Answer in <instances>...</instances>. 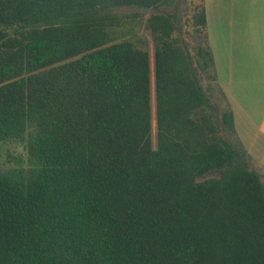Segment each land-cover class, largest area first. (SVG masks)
Returning a JSON list of instances; mask_svg holds the SVG:
<instances>
[{"label":"trees","instance_id":"obj_1","mask_svg":"<svg viewBox=\"0 0 264 264\" xmlns=\"http://www.w3.org/2000/svg\"><path fill=\"white\" fill-rule=\"evenodd\" d=\"M179 2L0 1V264H264L263 177L201 78L205 7L194 54L156 12ZM126 7L155 68L116 42Z\"/></svg>","mask_w":264,"mask_h":264},{"label":"crops","instance_id":"obj_2","mask_svg":"<svg viewBox=\"0 0 264 264\" xmlns=\"http://www.w3.org/2000/svg\"><path fill=\"white\" fill-rule=\"evenodd\" d=\"M1 1V0H0ZM217 81L235 117V141L264 181V0H202Z\"/></svg>","mask_w":264,"mask_h":264},{"label":"rangeland","instance_id":"obj_3","mask_svg":"<svg viewBox=\"0 0 264 264\" xmlns=\"http://www.w3.org/2000/svg\"><path fill=\"white\" fill-rule=\"evenodd\" d=\"M202 0H180L179 4L172 7H163L159 11L156 12H174L176 9H179L182 13V23L181 28L182 32L189 43L190 48L194 54V28L192 23V16L194 14V7L197 4L201 5ZM154 11H144L137 8H122L117 10V13L122 16L121 26L116 29V42H121L124 40L132 41L138 48H142L150 51L153 58V68H155L154 63V53H155V45L153 41V37L151 32L147 29L146 23L147 19ZM138 14L139 16H135ZM203 83L206 88H211L210 96L213 102L219 103L222 109H227L224 105L222 98L217 95L212 89V84L208 82L204 75H201ZM154 115H155V100H154ZM231 138L233 142L235 141L234 137L226 135ZM154 143L157 144V126L156 121H154Z\"/></svg>","mask_w":264,"mask_h":264},{"label":"water","instance_id":"obj_4","mask_svg":"<svg viewBox=\"0 0 264 264\" xmlns=\"http://www.w3.org/2000/svg\"><path fill=\"white\" fill-rule=\"evenodd\" d=\"M145 11H150V8H148V7H147V8H145Z\"/></svg>","mask_w":264,"mask_h":264}]
</instances>
